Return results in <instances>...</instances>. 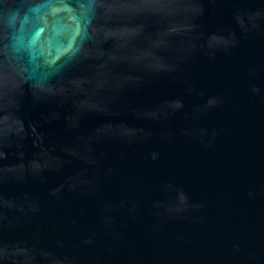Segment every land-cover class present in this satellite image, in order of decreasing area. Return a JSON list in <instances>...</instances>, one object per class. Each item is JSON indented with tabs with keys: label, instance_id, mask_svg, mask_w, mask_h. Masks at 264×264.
I'll return each instance as SVG.
<instances>
[{
	"label": "water",
	"instance_id": "water-1",
	"mask_svg": "<svg viewBox=\"0 0 264 264\" xmlns=\"http://www.w3.org/2000/svg\"><path fill=\"white\" fill-rule=\"evenodd\" d=\"M0 264H264V0H0Z\"/></svg>",
	"mask_w": 264,
	"mask_h": 264
}]
</instances>
